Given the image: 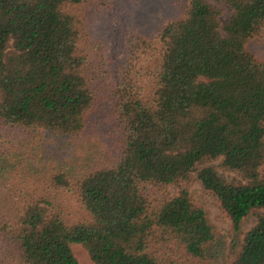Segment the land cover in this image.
<instances>
[{
  "label": "trees",
  "instance_id": "16d2710c",
  "mask_svg": "<svg viewBox=\"0 0 264 264\" xmlns=\"http://www.w3.org/2000/svg\"><path fill=\"white\" fill-rule=\"evenodd\" d=\"M111 2L0 0V264H264V0H184L115 70ZM196 181L256 216L229 262Z\"/></svg>",
  "mask_w": 264,
  "mask_h": 264
},
{
  "label": "rangeland",
  "instance_id": "374dc122",
  "mask_svg": "<svg viewBox=\"0 0 264 264\" xmlns=\"http://www.w3.org/2000/svg\"><path fill=\"white\" fill-rule=\"evenodd\" d=\"M184 0H112L109 7L101 12H96L90 19L89 31L93 42H103L109 59L110 70H115L122 61L125 51V42L132 27L146 35H153L161 24L180 13ZM229 11L221 17L222 21L228 19ZM264 51V44L260 45ZM221 159L210 164L225 179L231 180L234 174L220 167ZM191 190L197 194L208 213L210 221L214 224L222 236L224 245L220 252L219 260L231 261L237 254L242 239L255 223L256 216H247L241 226L240 232H236L231 220L223 215L215 196L207 191L200 182H193ZM235 244V245H234ZM76 257L81 263H92L89 253L81 245L74 246Z\"/></svg>",
  "mask_w": 264,
  "mask_h": 264
}]
</instances>
